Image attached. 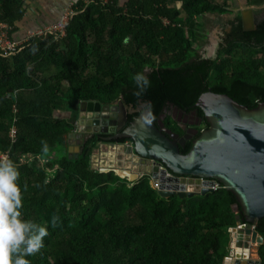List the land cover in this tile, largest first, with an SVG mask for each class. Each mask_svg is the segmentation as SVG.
Returning a JSON list of instances; mask_svg holds the SVG:
<instances>
[{"label":"trees","instance_id":"1","mask_svg":"<svg viewBox=\"0 0 264 264\" xmlns=\"http://www.w3.org/2000/svg\"><path fill=\"white\" fill-rule=\"evenodd\" d=\"M27 1L0 0V23L11 38ZM245 6L264 8V0H246ZM228 9L226 0H108L88 6L76 1L64 36L34 37L18 53L0 56V155L18 172L21 218L47 231L42 247L25 257L30 264H223L228 229L239 219L234 196L220 183L203 195L161 198L147 174L129 181L113 169L92 168V151L101 143L95 135L76 152L68 151V135L80 102L143 103L154 123L158 114L171 107L186 110L207 91L249 109L257 103L251 99L247 106L240 91L264 102V63L234 50V44H262L264 17L244 31L234 14L224 24L217 57L198 52V19ZM141 71L150 83L136 96L132 77ZM190 144L179 152L187 153ZM255 230L263 239L257 255L264 264V218Z\"/></svg>","mask_w":264,"mask_h":264},{"label":"water","instance_id":"2","mask_svg":"<svg viewBox=\"0 0 264 264\" xmlns=\"http://www.w3.org/2000/svg\"><path fill=\"white\" fill-rule=\"evenodd\" d=\"M251 13V9H244L239 14L243 30L254 27ZM118 105L121 118L111 121L117 122V130L124 125L126 114L136 116L119 134L129 139L132 146L125 149L124 167L116 173L129 181L143 174L157 179L160 183L157 195L161 198L203 195L213 191L210 186L215 182L220 183L234 196L233 211L239 219L235 227L228 229L230 241L223 264H261L258 256L255 260L249 259V253L255 248L257 254V246L263 243L255 224L264 218V102L249 109L225 94L210 91L201 94L194 107L201 110L208 127L191 141L185 154H181L179 148L184 147L189 137L167 136L169 130L164 128L162 121L154 123L151 120L145 104L133 107L119 100ZM116 108L115 105L109 108L94 102H80L76 129L68 137L74 139L83 133L87 136L97 133L98 129L93 126H97L100 119L116 117L113 112ZM109 109L111 114H105ZM106 123L101 121L103 125ZM73 147L72 143L68 151ZM140 159L158 162L164 169L158 171L154 164L144 171L137 165ZM109 170V167L99 168L100 172ZM166 172L174 177L165 176ZM176 184L182 185L183 190L186 188V192L178 190Z\"/></svg>","mask_w":264,"mask_h":264},{"label":"clouds","instance_id":"3","mask_svg":"<svg viewBox=\"0 0 264 264\" xmlns=\"http://www.w3.org/2000/svg\"><path fill=\"white\" fill-rule=\"evenodd\" d=\"M132 79L136 86L133 94L142 95L149 87V80L143 71L136 72ZM44 150H47L46 145ZM17 176L10 160H0V264H30L25 257L37 252L42 247V238L47 235L45 226L21 218Z\"/></svg>","mask_w":264,"mask_h":264},{"label":"flooded vegetation","instance_id":"4","mask_svg":"<svg viewBox=\"0 0 264 264\" xmlns=\"http://www.w3.org/2000/svg\"><path fill=\"white\" fill-rule=\"evenodd\" d=\"M252 9L255 10V11L258 10L255 13L260 12V16H256V14H252L251 13L253 23H255L254 21L256 19L259 20V19H261V18L264 17V8H262V7H256L255 9L254 8H252ZM245 27L250 29V25L249 24H246ZM226 29L227 28H225V27H221V29L218 31V33H217V39H218V41H217V45H216V47L214 49V52H212V55L207 56L206 55V52H203V53H201L203 55V57L210 58V59H215L217 57L218 51H219V45H220V43L223 42V39H222L223 38V32ZM254 29H255V24H254L253 29L244 30V31H251V30H254ZM247 46L248 45L242 44V43L241 44H234V50L235 49L238 50L241 53V55L244 56V57H247L248 58V57L251 56L252 57V61L255 62V63H257V64L258 63H261V64L264 63V41L260 45H252L251 48L250 47L248 48ZM261 66L262 65H259V67H261ZM260 70H261V68H260ZM220 79H221L220 81L222 83H225L226 84V83L229 82V79L228 78H225V79L220 78ZM257 80L258 79L255 80L256 81L255 83H258ZM209 82L210 83H215L216 82V78L211 75V77L209 78ZM261 85L263 86V84H261ZM240 94L245 99L244 102L246 103L247 106H251V104H253V102H255L257 104L261 103L259 101V98H260L259 95H254L253 96V94H249V93L243 92V91H240ZM251 96H253V97H251ZM251 99H253V102H251L252 101ZM118 104H119V100L117 102H114V103L110 104V105H107V106H109V108L110 107L111 108L114 107V105L117 106L116 111H113V112H115L116 117H114V118L111 117L110 118L108 116L107 118L100 119V123L97 126H93V127H96V129H98V132L97 133L91 134L90 136H87L85 133H83L82 135H80L78 137H75L74 139H71L70 138V145L73 143V146L75 147V148L73 147V151L76 152L77 149L80 147L81 143L84 140H86L88 137H91L93 135H95L98 138L99 141L104 142V143H106V142H109L110 143V142L119 141V140L122 139L121 137H119V134L121 133L122 129L125 126L128 125L127 124V117L130 116V115L126 114L124 125L122 126V128L120 130H117V122L116 123H111V121L113 119H115L116 121H118V118L119 119L121 118V115L119 113V108H118L119 105ZM105 114L110 115L111 114L110 109ZM166 116L169 117V119H170L171 122H167L166 125H165L164 124V120H165ZM101 121H107V123L103 125V124H101ZM158 121H162L164 128L167 129V130H169L170 133L167 134V136H170L171 134H175V135H177V139H178L180 137H183L184 135H187L189 138L185 140L184 145L187 142L192 141L195 138V136L199 135V133L202 130H205L206 129V127H205V124L206 123H205L204 117L203 116H199L198 110H197L196 107H194V105L191 106V107H189L186 110H178L175 107H173V108L171 107V110H169V111H166L165 110L164 113L158 114V116H157V118L155 120V123H157ZM115 145L121 147V149L124 148V153H125V149H127V147L125 146V142H122L120 144H115ZM153 164L158 165L160 163H158V162H151V161L150 162H147L144 159H140L138 161V164L137 165L140 166V167H143V170H144L147 167L152 166ZM215 183L217 184V182H215ZM242 224L243 223L240 222V225H242ZM257 251H258V246H257Z\"/></svg>","mask_w":264,"mask_h":264},{"label":"crops","instance_id":"5","mask_svg":"<svg viewBox=\"0 0 264 264\" xmlns=\"http://www.w3.org/2000/svg\"><path fill=\"white\" fill-rule=\"evenodd\" d=\"M122 1V0H120ZM34 2H38V6L34 5ZM66 2H68V0H28L27 4L30 5V7H32L34 9V13H32L29 17V21L28 23L22 22L19 29L13 34L14 38L16 39H22L25 36V33L27 31H32L35 29H39L42 28L46 25H49L55 21L58 20L59 16L62 13V9L63 6L66 4ZM229 9L226 13L223 14H217L215 12H208L206 14H204L203 16H201L198 21L201 25V29L204 31H201V34L203 35L204 40H206V28H208V30L210 31L211 34H217L218 31L221 29V27H224V24L226 23V21L231 18L234 14L240 16L239 14L244 10L247 9L248 7H246V0H226ZM252 10V14H255L256 11L258 10H253L252 8H248ZM255 9V8H254ZM62 10V11H61ZM260 10V9H259ZM28 11H26L27 13ZM42 13V14H41ZM42 20H46L43 21ZM210 24H209V23ZM209 27H208V26ZM24 26V27H23ZM226 27V26H225ZM212 36L214 37V35H209V42L210 44L212 43V45L210 47L211 50L214 51L216 45H217V35L216 38H212ZM216 39V40H215ZM215 40V41H214ZM205 52V48L202 49V51L200 53ZM119 148V146H115V149ZM112 160V158H110V161ZM119 159L116 160L113 164V167H109L110 169H116V171H119L120 166H119ZM112 162V161H111ZM115 171V170H114Z\"/></svg>","mask_w":264,"mask_h":264},{"label":"built area","instance_id":"6","mask_svg":"<svg viewBox=\"0 0 264 264\" xmlns=\"http://www.w3.org/2000/svg\"><path fill=\"white\" fill-rule=\"evenodd\" d=\"M76 1H80L84 6H88L90 4H102V5H104L108 2V0H71L63 8V11H62V13L59 16L57 21H55L49 25H46L42 28L35 29L32 31H27L25 33V36L20 40L14 38V37L11 38L9 35V32H8L7 25L4 23H0V56L3 58H7L13 54L18 53L19 51H21L23 49V47L25 46V43L29 39L34 38V37L45 38L48 36H53L56 39V38L64 36L65 35V28H66L68 22L72 18V16L75 14L73 7H74V4L76 3ZM164 22L167 23V21H165V20H164ZM14 135H15V130H14V128H11V130L9 131L10 138L14 139ZM127 143H129V144L127 145ZM125 146L127 147V149H130L132 146V143L130 141H127V142H125ZM5 159H6V155H0V160H5ZM90 164L93 165L91 158H90ZM157 167H158V171L164 169V167L160 164H158ZM100 168H102V167H100ZM170 175H171V177H174L169 172H166V174H165V176H170ZM149 178H150V176H149ZM150 184H151L152 188L155 189L156 191L159 189L160 183L157 179H151L150 178ZM210 188L215 190L217 188V184L215 183L213 186H210ZM183 191L186 192V188H184Z\"/></svg>","mask_w":264,"mask_h":264},{"label":"rangeland","instance_id":"7","mask_svg":"<svg viewBox=\"0 0 264 264\" xmlns=\"http://www.w3.org/2000/svg\"><path fill=\"white\" fill-rule=\"evenodd\" d=\"M71 0H68V2H66V4L63 6V8L70 2ZM38 2H34V5L35 6H38ZM26 8H27V13L26 15L31 17L30 15L36 11H34V9L32 7H30V5L27 4L26 2ZM63 10V9H62ZM61 10V11H62ZM42 14V13H41ZM256 16H260V12H257L255 13ZM25 15L24 19H23V22L25 23H28L29 21V18ZM43 21H46V20H42ZM209 23V22H208ZM210 24V23H209ZM208 26V25H207ZM24 27V26H23ZM209 27V26H208ZM204 31V29L202 30ZM206 40L204 39H201L202 40V43L200 44V48L198 49V52H201L202 49L205 48V52H206V55L207 56H210L212 55V52H214L213 50H211L212 47H210L212 45V43L210 44L209 42V35H214V37L216 38V35L217 34H211L210 31L208 30V28H206ZM212 36V38H214ZM216 40V39H215ZM214 40V41H215ZM239 58H242L239 56ZM236 60H237V57H236ZM211 77V76H210ZM76 125V123L74 124ZM75 129H76V126H75ZM129 143H127L128 145ZM115 144H109V143H104V142H101L99 143L96 148L93 149L92 151V154H91V160H92V164L91 167L94 168V169H97V168H100V167H113V164L116 160H120L118 162H120L119 166H120V169L122 167H124V163H125V159H124V149H121V147L119 148H116L115 149ZM109 153V154H108ZM110 158H112V162L110 161ZM122 159V160H121ZM129 168H131V166H128ZM114 168V167H113ZM116 172V170H115ZM182 186V185H181ZM183 190V187L182 189ZM251 254V255H250ZM253 254V255H252ZM249 256L250 258L249 259H252V260H255L257 259V254H256V249H252L250 250V253H249Z\"/></svg>","mask_w":264,"mask_h":264},{"label":"bare ground","instance_id":"8","mask_svg":"<svg viewBox=\"0 0 264 264\" xmlns=\"http://www.w3.org/2000/svg\"><path fill=\"white\" fill-rule=\"evenodd\" d=\"M124 149V148H123ZM109 154V153H108ZM122 160V159H121ZM120 163V162H119ZM145 165V164H144ZM150 165V164H149ZM108 167V166H107ZM146 168V167H145ZM111 170V169H110ZM113 170H116V169H113ZM122 178V177H121ZM177 186V189L178 190H181L183 186L179 185V184H176ZM251 255V254H250ZM253 255V254H252Z\"/></svg>","mask_w":264,"mask_h":264}]
</instances>
